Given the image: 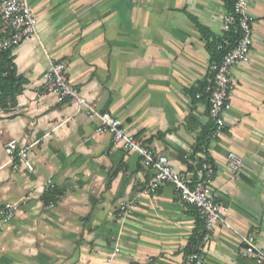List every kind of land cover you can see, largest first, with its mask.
<instances>
[{"label":"crops","instance_id":"1","mask_svg":"<svg viewBox=\"0 0 264 264\" xmlns=\"http://www.w3.org/2000/svg\"><path fill=\"white\" fill-rule=\"evenodd\" d=\"M248 1L252 58L232 69L224 133L214 138L204 86L232 0H27L39 38L9 51L21 92L0 107V209L24 205L0 224V264H182L203 233L174 185L146 195L138 156L98 134L100 120L74 101L46 94L54 62L184 179L215 166L214 197L234 231L216 226L205 264H254L235 233L264 251V0ZM11 140L28 150L33 172L7 165ZM230 153L243 160L238 174Z\"/></svg>","mask_w":264,"mask_h":264},{"label":"built area","instance_id":"2","mask_svg":"<svg viewBox=\"0 0 264 264\" xmlns=\"http://www.w3.org/2000/svg\"><path fill=\"white\" fill-rule=\"evenodd\" d=\"M255 19L250 13L248 0H234L232 9L223 19V37L218 45V56L212 61L206 75L204 93L209 105V117L215 124L213 137L223 134L224 115L228 109L234 87L232 69L237 65H247L251 62L254 44ZM38 17L30 7L27 0H2L0 2V55L18 48L31 39H38ZM44 90L46 94L55 95L60 102L74 101L78 112L88 117L100 120L98 134H110L115 147H120L141 160L149 174L145 194L150 195L159 191L163 186L174 185L178 191L181 202L191 207L203 224V233L188 252L182 264H205L209 245L217 225L233 230L223 208L214 197V181L216 168L206 162L199 172V179L195 182L186 180L175 172L169 161L156 155V153L138 138L127 134L122 122L107 113L99 112L93 105L82 98L68 79L67 68L63 62H54L44 74ZM0 84V95H1ZM199 100L200 94L196 96ZM1 111V108H0ZM10 165L15 170L25 168L34 171V165L29 158L27 149H21L16 140H11L5 147ZM243 160L234 153L227 157V168L238 174L242 168ZM48 184L47 191L50 190ZM132 209V204L121 205L122 213ZM19 211L16 204H7L0 209V224L12 221ZM234 231V230H233ZM243 245L244 258L254 264H264V251L258 246L256 239L250 235H240L235 232ZM120 252L116 249L115 254ZM111 260L106 264H110Z\"/></svg>","mask_w":264,"mask_h":264},{"label":"trees","instance_id":"3","mask_svg":"<svg viewBox=\"0 0 264 264\" xmlns=\"http://www.w3.org/2000/svg\"><path fill=\"white\" fill-rule=\"evenodd\" d=\"M234 0H232L233 6ZM8 53L0 55V107L7 108L9 103H13L18 94H20V82L16 80L15 68L12 59L9 58ZM224 133V131H223ZM50 190L46 191L49 194Z\"/></svg>","mask_w":264,"mask_h":264},{"label":"rangeland","instance_id":"4","mask_svg":"<svg viewBox=\"0 0 264 264\" xmlns=\"http://www.w3.org/2000/svg\"><path fill=\"white\" fill-rule=\"evenodd\" d=\"M7 165L10 166V167L12 168V170H13L14 173L19 171V170H15V169L10 165L9 160H8ZM9 204H16V205H18V206H19V210H20L21 207L24 205V199L20 200L19 202L9 203ZM18 212H19V211H18ZM17 214H18V213H17ZM14 219H15V218H14ZM14 219H13V220H14ZM13 220H12V221H13ZM12 221H10V222H8V223H5V224H9V223H11ZM3 225H4V224H3Z\"/></svg>","mask_w":264,"mask_h":264}]
</instances>
